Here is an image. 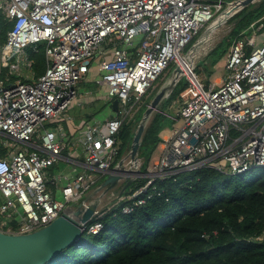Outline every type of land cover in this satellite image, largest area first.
Masks as SVG:
<instances>
[{"label":"built area","instance_id":"1","mask_svg":"<svg viewBox=\"0 0 264 264\" xmlns=\"http://www.w3.org/2000/svg\"><path fill=\"white\" fill-rule=\"evenodd\" d=\"M237 1L0 0V14L11 22L0 45V75L4 66L9 74L20 65L31 68L30 51L39 44L46 60L35 78L0 77V230L32 231L71 212L68 204L83 200L97 183L92 170L106 174L114 166L119 129L171 64L181 68L187 86L172 107L173 124L161 134L158 158L146 172H141V160L135 164L140 172L132 174L134 180H147L122 195H108L121 203V212L158 192V179L203 167L225 174L264 167V14L231 41L227 74L219 83L197 75L189 46L206 25L228 10L237 12ZM96 55L103 56L99 82L110 99L118 100L116 114L104 129L95 122L86 126L83 158L77 160L82 168L61 186L57 198L47 186L46 171L65 157L66 144L45 124L75 99L77 83ZM101 216L96 210L85 228L97 233ZM12 219L17 230L8 222Z\"/></svg>","mask_w":264,"mask_h":264},{"label":"trees","instance_id":"2","mask_svg":"<svg viewBox=\"0 0 264 264\" xmlns=\"http://www.w3.org/2000/svg\"><path fill=\"white\" fill-rule=\"evenodd\" d=\"M249 8L219 42L214 63L226 53L233 37L264 14V0ZM10 28L11 22L0 14V42L5 41ZM34 59L40 74L45 69L43 51L34 54ZM162 78L119 129L117 159L128 151L138 121ZM186 86L182 78L150 117L138 153L141 172H146L161 142L160 131L174 122L171 109ZM146 180L132 181L123 194ZM156 190L144 204L127 213L121 212V203L113 199L102 211V227L97 233L85 228L77 240L44 264H264V167L239 174L203 167L158 179ZM8 222L12 230L18 229L15 219ZM258 235L263 236L260 241L254 239Z\"/></svg>","mask_w":264,"mask_h":264},{"label":"water","instance_id":"3","mask_svg":"<svg viewBox=\"0 0 264 264\" xmlns=\"http://www.w3.org/2000/svg\"><path fill=\"white\" fill-rule=\"evenodd\" d=\"M258 0H238L237 8L240 11L246 10L233 21V24L241 20L247 15L250 8ZM232 16L231 10L224 13L222 17H218L216 22L209 24L204 32L191 44L193 50H197L204 45L211 33L217 26L226 22ZM182 76V70L175 65L172 74L168 80L163 82L156 90L133 133L128 151L120 158L116 165L110 171L106 172L107 176L97 189L103 187V192H107L114 187L118 179L124 178L125 182L119 190L121 195L124 190L134 180L132 174L139 173L133 162H137L141 139L145 127L152 116L158 110L161 102L169 96L175 88ZM118 100L115 98L112 102L114 110L117 109ZM187 135V132H183ZM129 159L130 167H124L125 159ZM135 166V167H134ZM97 202L79 201L75 205V209L71 212L63 211L59 216L51 220L49 223L28 232H5L0 230V264H44L64 247L77 240L85 228V224L92 218L96 211Z\"/></svg>","mask_w":264,"mask_h":264},{"label":"crops","instance_id":"4","mask_svg":"<svg viewBox=\"0 0 264 264\" xmlns=\"http://www.w3.org/2000/svg\"><path fill=\"white\" fill-rule=\"evenodd\" d=\"M238 12L239 11L235 12L234 14H232V16H234ZM228 19H230V17ZM233 38L231 39V41L233 40ZM228 49L225 53V59ZM27 50L29 51V49ZM40 50L43 51V47L42 45L39 44L38 50L36 52L30 51V56L33 59L31 68H27L23 65H20L16 73L9 74L7 73L8 67L4 66L2 68L3 76L4 75L8 76L9 81H15L17 78L20 79L35 78L38 75V73L34 68V63H35L34 54L38 53V51ZM105 56L108 57V53H106ZM102 58H103L102 55H96L87 73L77 83V94H78V87L80 86L84 88V91L81 92L79 96L77 95L75 97V99L68 105V107L64 110L63 114L59 118L52 119L45 124L47 128L56 129L58 131L57 132L58 138L64 141L66 144L63 150L65 157L56 161L53 165L48 167L46 171L47 186L54 193V196L57 198H61L62 196L60 190L61 186L64 185L67 181H69L76 174V172L81 170L82 168L81 165L77 162V160H82L83 158V147H82L81 139L86 129V126L95 122L99 124L101 128L104 129L107 119H109L110 117L116 114V110H114L112 107V102L114 99H110L108 97L106 86L102 85L99 82L100 74H101V70L99 68V61ZM45 66H46V60H45ZM212 73L214 72L212 71ZM26 76L28 78H26ZM224 77L225 76H223L219 81L216 80L215 81L208 80V81L219 83ZM153 89L154 88H152L150 92ZM98 102H103L109 105L112 110V113H108L104 117H99L97 114V110L93 108V105H95V103ZM84 105H88V109L82 111ZM74 108L77 109L78 114L77 115L69 114V110ZM132 115H130L126 120H129L132 117ZM168 127L169 126H165L164 128H162V130L159 133L160 137L161 134L166 133L168 131ZM160 146H161V142L157 147L159 151H160ZM158 156L159 153L158 155H156L154 152L150 164L153 163L158 158ZM66 157H70L72 159H75L76 161L74 162ZM88 171L90 172L91 170ZM92 172L94 174L97 173L96 176L98 175L97 183L94 186H92L87 192L84 193L82 199H84L85 202L87 203L94 201L97 202L96 210L104 211V209H106L109 205L113 203L112 199H110L108 195L111 192H114V190H116L117 191L116 194L119 195V190L123 186L125 180L124 178L118 179L113 188H111L107 192H103L102 191L103 187L101 189H97V188L101 185L102 181L106 178L107 174H100L98 171L95 170H92ZM77 203H74V205H76ZM73 209H75V206Z\"/></svg>","mask_w":264,"mask_h":264},{"label":"rangeland","instance_id":"5","mask_svg":"<svg viewBox=\"0 0 264 264\" xmlns=\"http://www.w3.org/2000/svg\"><path fill=\"white\" fill-rule=\"evenodd\" d=\"M255 3H257V1ZM258 17L259 16L255 17L254 19H257ZM231 19H233V16H231L230 19H228L223 24H220L219 26H217L215 28V30L213 31V33H211V35L209 36V38L207 39V41L204 43V45L202 47H200L198 49L197 53H196L197 54V56H196L197 58L195 59L196 73L205 82H207L208 80H212V81H215L216 80V81H219L223 76H226V74H227V70L225 68V54H223V56L217 62L214 63V60H215V56L219 53L220 48H221L219 42L223 38H225L226 36H228L230 34V31L232 30V28H234V26H235L233 24V21L235 19L232 20V21H231ZM207 26L208 25H206L204 28H202L200 30V32L194 38V40L192 41V43L198 38V36H200V34H202L204 32V30H205V28ZM3 42H0V45L1 46H2ZM191 44L189 46H191ZM215 46H216V48L213 50V52H211V50ZM208 53H210V54H208ZM174 67H175V65L174 64H171L170 67L166 71L163 72V74H162L163 78L161 76L154 83V85H153L152 88H154L157 84H159L158 81H160L161 78H162V83L165 82V81H167L168 80V77H170V75L172 74V71H173ZM212 71L214 73H212ZM0 77L3 78V74H1ZM182 78H184V77L181 76V79ZM83 91H84V88L82 86L78 87V94L77 95L79 96L80 93L83 92ZM93 108L95 110H97V114H98L99 117H104L108 113H112V110H111L110 106L107 105L106 103H103V102L95 103V105H93ZM87 109H88V105H84L83 108H82V111L87 110ZM174 111L175 110L173 109L172 112H174ZM69 114L77 115L78 114L77 109L74 108V109L69 110ZM172 124L173 123H171L169 125H172ZM158 153H160L159 149H157L155 151V154L156 155H158ZM120 158H118V159L116 158L115 159L116 162L114 161V164L113 165H116V163L120 160ZM139 160H141V158ZM151 161H152V159H151ZM124 167H126V168H129L130 167V161H129L128 158L125 159V161H124ZM253 169L256 170L257 167H255ZM114 193H117V191L114 190ZM74 206H75L74 204H71V203L68 204V210H72L74 208ZM5 219H7V218H5Z\"/></svg>","mask_w":264,"mask_h":264},{"label":"bare ground","instance_id":"6","mask_svg":"<svg viewBox=\"0 0 264 264\" xmlns=\"http://www.w3.org/2000/svg\"><path fill=\"white\" fill-rule=\"evenodd\" d=\"M238 6H236L235 8H237ZM235 8H233V9H235ZM232 11V10H231ZM197 51L198 50H194L193 51V55H195V56H197ZM192 57H194V56H192ZM192 60H193V58H192ZM186 62H187V64L189 65V66H191L192 65V62H191V58H189V59H186ZM134 164H136V162H133Z\"/></svg>","mask_w":264,"mask_h":264}]
</instances>
